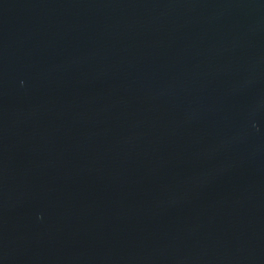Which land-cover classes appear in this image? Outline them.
Returning a JSON list of instances; mask_svg holds the SVG:
<instances>
[{"label":"water","instance_id":"1","mask_svg":"<svg viewBox=\"0 0 264 264\" xmlns=\"http://www.w3.org/2000/svg\"><path fill=\"white\" fill-rule=\"evenodd\" d=\"M0 264H264V0H0Z\"/></svg>","mask_w":264,"mask_h":264}]
</instances>
